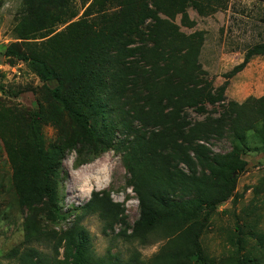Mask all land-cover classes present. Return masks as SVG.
I'll list each match as a JSON object with an SVG mask.
<instances>
[{
  "label": "trees",
  "instance_id": "1",
  "mask_svg": "<svg viewBox=\"0 0 264 264\" xmlns=\"http://www.w3.org/2000/svg\"><path fill=\"white\" fill-rule=\"evenodd\" d=\"M67 1L50 0L59 15L49 16V26L68 23L76 16L75 10L67 11ZM87 1L81 0V8ZM157 1L152 3L153 25L146 28L150 34H142L140 38L139 54L148 70L137 74V65L129 62V76L122 74L121 69L118 71L122 80L108 76L102 83L95 78L100 89H109L108 100L103 105L90 107L86 101L82 103V90L92 71L87 68L91 63L90 50L99 49L104 42L112 44L108 35L112 31L123 34L130 30L134 37L136 30H141L135 19L147 8L144 9L140 0H91L81 18L48 39L49 45L29 54L16 49L17 43L5 48L4 57L25 63L42 83H56L47 89V96L64 117L55 126L59 133L57 143L48 148L43 144L39 111L31 112L27 123L8 125V131L13 134L11 141L5 142L10 159L15 161L17 141L28 148L26 162L18 165L28 181L16 177L13 185L19 206L41 205L49 217L59 213L57 191L65 177L61 161L70 146L76 151L77 166L109 150L122 151L139 209L138 218L129 227L121 204L112 201L107 191H94L82 207L74 209V219L59 233L42 228L41 223L29 216L24 221L22 245L43 243L54 255L46 256L32 246L23 250L15 247L6 254L8 259H15V264H139L136 255L124 261L118 255L111 256L109 251L101 257L93 254L89 233L81 221L94 214L103 224L102 232H110L114 239L140 245L151 242L154 235L165 239V245L150 264H206L199 245L205 219L201 213L214 210L230 197L236 175L246 165L241 155L246 150L248 132L260 124L262 129L255 132L264 136V96L248 97L242 103L227 101L225 84L214 94L202 93L198 87L202 74L198 65L201 33L192 36L175 33L168 21L158 19L156 12L171 17L174 14ZM184 4L185 0L176 1L174 6L182 10ZM190 4L203 15L223 9L222 0H191ZM115 6L117 14H122L107 15V8ZM125 12L130 15L128 20ZM91 14L98 19L85 18ZM26 19L22 20L23 28H30L32 35L50 28L37 15L29 25ZM22 39L29 37L25 35ZM121 44L126 45L123 41ZM125 55L132 54L127 51ZM254 56H264V43L247 50L242 63L229 72V77L240 72ZM81 63L87 64L86 69L80 67ZM207 106L212 110L204 116ZM185 110L203 116L202 120L185 119L182 116ZM92 112L106 117L101 119V127L97 119L92 120ZM224 135L229 136L231 149L214 154L205 144L210 138ZM36 196L39 201L30 202ZM116 226L121 227L117 232ZM61 249L62 259H57ZM235 264L262 263L243 257Z\"/></svg>",
  "mask_w": 264,
  "mask_h": 264
},
{
  "label": "rangeland",
  "instance_id": "2",
  "mask_svg": "<svg viewBox=\"0 0 264 264\" xmlns=\"http://www.w3.org/2000/svg\"><path fill=\"white\" fill-rule=\"evenodd\" d=\"M140 1L145 5L144 9L147 8L135 19L136 23L141 25L142 31L136 30L134 37L130 30L123 34H113L112 31L108 34L109 38L112 37V44L107 45V42H104L99 49H91V63L88 67L86 63H81L80 67L92 70L87 77L86 87L82 90V103L86 101L91 107L107 102L109 89H100L101 85L94 82L95 78L101 79L102 83L108 76L115 81L122 80L118 71L121 69L122 74L129 76V62L137 65V74L148 70L139 53L142 51V34H150V30L146 28L149 24L153 25L151 16L154 0ZM176 1L183 0L156 2L174 14L173 17L157 12L156 15L159 20L168 21L177 34L192 36L201 33L198 65L202 74L198 87L202 89V93L214 94L225 84L224 97L227 101L242 103L248 97L264 96V56L252 57L240 72L229 77V72L242 63L247 50L264 43V0H222L223 9L204 15L192 8L191 0H185L182 10L174 6ZM87 2L81 8V0H68L67 11L75 10L76 16L68 23H53L54 26H49V16L59 15L58 9L50 0H0V264H15V259H8L6 256L15 247L23 250L26 246H32L52 257L53 252L43 243L22 245L25 219L29 216L31 219L35 218L42 228L48 231H64L76 215L74 209L82 207L94 191H107L112 201L121 204L129 227H132L139 215L138 201L132 191L130 172L123 164L122 151L109 150L94 160L77 166L76 151L68 146L61 161L65 177L57 191L60 210L52 217L47 215L41 205L20 207L19 197L13 186L16 177L28 181L18 170V165L26 162L28 148L17 141L14 150L15 161L10 159L5 142L11 141L13 134L8 131V125L27 123L30 120L29 114L39 111L43 144L48 148L57 143L59 133L55 126L62 123L64 117L61 110L49 102L47 96V89L55 87L56 83H42L25 63L4 57L3 52L12 43H17L15 48L27 54L40 50L43 45H49L48 39L61 34L68 24L81 18L91 0ZM106 11L107 15L112 16L122 14H117V6L107 8ZM36 15L46 23V28H50L32 35L30 28H23L22 20L27 17L26 22L29 25ZM124 15L128 20L130 15L126 12ZM95 16L91 14L85 18L98 19ZM116 34H120V37H116ZM25 35L29 39H22ZM127 40L131 42L126 43ZM122 41L126 45H122ZM127 51L132 55L127 57ZM136 77L133 75V78ZM206 110L204 116L211 112L212 107L207 106ZM91 114L92 120L97 119V124L101 127V119L106 117L94 112ZM182 116L190 121L203 118L191 110H185ZM259 129H262L260 124L246 136V150L241 155L246 165L244 170L236 175L235 187L230 197L214 210L201 213L205 219L202 221L199 245L206 264H235L237 259L243 257L250 262L260 260L264 264V136L255 132ZM205 145L214 154H224L231 149L227 135L210 138ZM33 201H39V198L36 196L30 202ZM81 225L89 233L92 251L96 257H101L109 251L111 256L118 255L124 261L136 255L139 264H150L166 243L165 239H159L156 235L146 245L114 239L110 232H102L103 224L96 214L86 216ZM120 229V226H116L115 232ZM57 259H62V249Z\"/></svg>",
  "mask_w": 264,
  "mask_h": 264
}]
</instances>
